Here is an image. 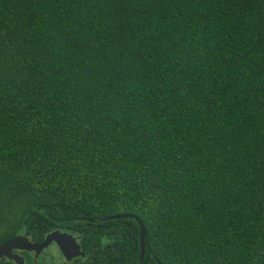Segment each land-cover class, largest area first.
Returning <instances> with one entry per match:
<instances>
[{
  "label": "trees",
  "instance_id": "1",
  "mask_svg": "<svg viewBox=\"0 0 264 264\" xmlns=\"http://www.w3.org/2000/svg\"><path fill=\"white\" fill-rule=\"evenodd\" d=\"M122 214L140 264H264V0H0V243L137 264Z\"/></svg>",
  "mask_w": 264,
  "mask_h": 264
},
{
  "label": "water",
  "instance_id": "2",
  "mask_svg": "<svg viewBox=\"0 0 264 264\" xmlns=\"http://www.w3.org/2000/svg\"><path fill=\"white\" fill-rule=\"evenodd\" d=\"M119 219H132L137 223L139 230V254L137 264H140L145 254V230L139 219L130 215L122 214L108 216L104 219H99V221ZM88 221L95 222V220ZM51 244L56 247L64 264H69L74 258L84 257V254L80 251V247L77 243V238L73 237L71 234L56 230L45 235L40 242H31L27 237L16 235L0 243V259H6L13 264H24L23 257L19 255L20 252L32 253L34 258H37L40 254H42L43 250Z\"/></svg>",
  "mask_w": 264,
  "mask_h": 264
},
{
  "label": "rangeland",
  "instance_id": "3",
  "mask_svg": "<svg viewBox=\"0 0 264 264\" xmlns=\"http://www.w3.org/2000/svg\"><path fill=\"white\" fill-rule=\"evenodd\" d=\"M43 252H45L46 258L48 260V261H45L42 257L43 264H58L59 263V259H58V255H57L58 251L53 244H51L47 248H45L43 250ZM62 262H63V260H62Z\"/></svg>",
  "mask_w": 264,
  "mask_h": 264
},
{
  "label": "flooded vegetation",
  "instance_id": "4",
  "mask_svg": "<svg viewBox=\"0 0 264 264\" xmlns=\"http://www.w3.org/2000/svg\"><path fill=\"white\" fill-rule=\"evenodd\" d=\"M28 254H31V255L33 256V254H32V253H28Z\"/></svg>",
  "mask_w": 264,
  "mask_h": 264
}]
</instances>
